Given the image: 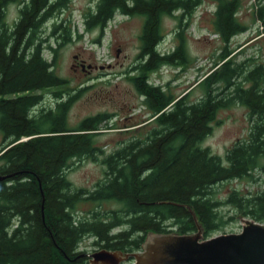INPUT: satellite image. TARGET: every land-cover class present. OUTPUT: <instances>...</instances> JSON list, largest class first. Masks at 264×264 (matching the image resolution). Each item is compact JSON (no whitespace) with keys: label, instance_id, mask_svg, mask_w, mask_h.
<instances>
[{"label":"trees","instance_id":"trees-1","mask_svg":"<svg viewBox=\"0 0 264 264\" xmlns=\"http://www.w3.org/2000/svg\"><path fill=\"white\" fill-rule=\"evenodd\" d=\"M19 3L18 16L6 21V7ZM69 0H0V264H87L81 241L110 250H139L147 233L187 234L196 231L189 208L195 212L203 237L222 224L219 207L232 204L242 216L264 223V189H232L225 200L215 198L213 186L233 179L254 181L264 172V63L236 61L231 38L247 28L237 12L240 0H218L213 11V33L223 43L211 68L197 82L203 94L190 99L191 89L174 95L152 84L148 75L160 65L189 62L180 30L171 50L157 51L163 34L161 20L179 12L188 17L202 0H97L85 15L87 29L101 32L116 12L144 18L140 35L138 74L132 83L144 93L149 128L143 138H131L101 157L104 176L91 189L74 188L66 177L72 159H96L103 149L94 143L109 128L108 115L67 123V109L80 94H69L57 106L63 110L37 113V91L67 83L54 71V55L43 56L34 35L44 21ZM264 32V11H258ZM61 24L54 26V30ZM65 28L63 40H66ZM60 45V44H59ZM233 102L248 110L250 127L222 158L203 147L220 109ZM97 206L87 213L78 204ZM113 201L115 209H101ZM230 219L232 217H229Z\"/></svg>","mask_w":264,"mask_h":264},{"label":"rangeland","instance_id":"rangeland-1","mask_svg":"<svg viewBox=\"0 0 264 264\" xmlns=\"http://www.w3.org/2000/svg\"><path fill=\"white\" fill-rule=\"evenodd\" d=\"M97 0H69L68 5L59 8L53 16L46 19L34 35V42L43 47V56L50 60L54 55L55 73L67 81L61 89L68 94H80L74 99L67 111V123L70 127L76 126L83 118L106 113L109 128L101 130L95 136V145L103 149L96 159H72L66 171V177L74 188L91 189L97 181L104 176L105 167L101 157L114 151L122 142L131 138H143L149 128L148 112L145 106L139 109L128 110L123 101L143 103L132 83L137 70L132 69L143 58L139 57L144 19L140 15H125L116 12L101 32L97 27L87 29L85 15L95 7ZM218 0H202L194 13L179 20V12L165 15L161 20L163 37L157 44L158 52L171 50L178 40L175 33L180 30V23L185 37L189 62L184 65H160L149 73L148 78L152 84L160 85L171 91L174 95L184 93L191 89L190 99H197L203 94V89L197 84L202 76L211 68L217 58L223 43L213 33V11ZM20 5L16 1L10 2L6 7V21L12 24L18 16ZM264 11V0H240L237 12L239 20L246 26L244 32L234 35L230 40V48L234 49L233 58L236 61L246 60L248 63H264V32L262 22L258 18V11ZM61 24L54 30V26ZM68 35L63 40V29ZM60 44V45H59ZM84 60L85 67L74 69V55ZM92 64L96 68L92 69ZM54 88L37 91L44 96L45 104L51 103V92ZM144 104V103H143ZM38 111V110H37ZM126 122V125L123 124ZM250 119L247 108L233 102L220 109L209 134L203 139L201 145L207 147L211 153L224 157L227 150L235 141L243 139L248 134ZM3 144L0 131V147ZM243 191H257L264 189V172H255L254 181L250 179H233L223 181L213 186L214 196L225 200L232 189ZM97 204L82 201L77 210L83 214L95 208ZM119 204L106 201L101 209H115ZM224 224L214 230L210 237L239 232L241 230L242 216L232 206L223 202L219 207ZM229 217H232L231 219ZM252 219V218H251ZM93 238H84L79 250L91 253L100 249L93 245Z\"/></svg>","mask_w":264,"mask_h":264},{"label":"water","instance_id":"water-1","mask_svg":"<svg viewBox=\"0 0 264 264\" xmlns=\"http://www.w3.org/2000/svg\"><path fill=\"white\" fill-rule=\"evenodd\" d=\"M4 177L0 175V179ZM188 209L196 224L195 232H149L140 250L100 248L88 254V264H264L263 222L241 218L239 232L204 238L195 212Z\"/></svg>","mask_w":264,"mask_h":264},{"label":"flooded vegetation","instance_id":"flooded-vegetation-1","mask_svg":"<svg viewBox=\"0 0 264 264\" xmlns=\"http://www.w3.org/2000/svg\"><path fill=\"white\" fill-rule=\"evenodd\" d=\"M144 19V18H143ZM74 62L72 63V66H73V68L76 70V69H82V71H87V70H83V67H82V64L84 65V67H85V64L83 63L84 62V60L83 59H81L80 57H79V55H74ZM92 66H93V68L92 69H95L96 68V66H95V64H92ZM132 69H134V70H137V65H135V66H133L132 67ZM136 90V89H135ZM137 91V90H136ZM138 93V95H139V97L140 98H142L143 99V101L145 100V94L144 93H139V92H137ZM41 94V97H40V100H39V103L36 105V107L34 108V110H38L37 111V113H40V112H42V113H44V112H46L47 110H63V109H61L60 107H58L57 105L58 104H60V103H62V102H65V101H67V98H68V96H69V94L67 93V92H62V93H60V94H54V93H52L51 92V94H52V96H51V99H53L52 100V102L51 103H47V104H45L44 102H43V99H44V96L42 95V93H40ZM140 103V106H145L146 107V104H145V102H143V103H141V102H138L137 101V99H135L134 101H123V105L128 109V110H132V109H139V110H141V108H139L138 107V104ZM68 110V109H67ZM123 124L124 125H126V122H123ZM1 180V179H0ZM101 248V247H100ZM88 254H90V253H86V256H87V258H86V260H87V264H88V259H89V257H88ZM126 264V263H125Z\"/></svg>","mask_w":264,"mask_h":264}]
</instances>
